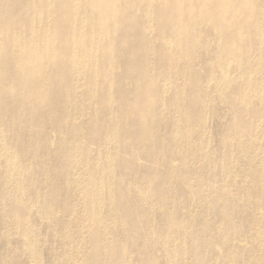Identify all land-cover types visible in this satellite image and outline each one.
<instances>
[{
    "label": "bare ground",
    "instance_id": "6f19581e",
    "mask_svg": "<svg viewBox=\"0 0 264 264\" xmlns=\"http://www.w3.org/2000/svg\"><path fill=\"white\" fill-rule=\"evenodd\" d=\"M0 224V264H264V0H0Z\"/></svg>",
    "mask_w": 264,
    "mask_h": 264
},
{
    "label": "rangeland",
    "instance_id": "374dc122",
    "mask_svg": "<svg viewBox=\"0 0 264 264\" xmlns=\"http://www.w3.org/2000/svg\"><path fill=\"white\" fill-rule=\"evenodd\" d=\"M152 2H153V0H152ZM156 33L157 32H156V30L154 28L148 29V34H149V36L151 38V42L153 44H155V45H159L160 44V40L158 39V36L156 35ZM201 71H203V70H201ZM126 84L128 86L131 85L129 80L126 81ZM166 98H169V96H164V99L165 100H166ZM164 108H165V111L163 113L164 114L163 120L166 121V122H168L170 120V112L168 111V107L166 105L163 106V110H164ZM161 116H162V114H161ZM84 117L87 119L86 116H84ZM103 129H104V127H103ZM209 131L213 135L214 139H216V136H217V133H218V127L216 126L215 123H213L211 125ZM57 139H61V140L68 139L67 132L65 131L64 133H61L60 136H54V134H50V142H49V146H48L50 149H52V150L54 149V147L56 145V142H57ZM214 139H213V141H214ZM94 147H95L94 145H91L90 146V149L93 150V155L95 154V150H94L95 148ZM107 149H108L107 151L109 152L110 155H114V154L117 153L116 146H115V148L108 147ZM101 151H102V149H101ZM137 153L138 152L134 148L129 149V151L127 153H121L122 158L125 159L127 162H129V163H127V164H129L128 165L129 168L124 169V171L126 173H129L132 176L134 175L136 177L138 176L139 178H142V177H145L146 176V172H147V169H148L149 165L152 166V164H153V165H155L153 167H156L158 169H161L163 167V169H161V170H164L165 169V165H166V159H165L166 157L165 156L160 155L157 158L156 161H154V162L149 161L148 162L147 159H146V161L143 160L145 158L142 157L139 153L138 154ZM47 161H48L47 162L48 165H50V166H52L54 164V161H52V160H47ZM130 164H132L131 167H133V169L130 167ZM33 168H34V172H35L34 173L35 174L34 175L35 178L38 179V180H42L43 179V175L40 172V167L35 163V165H34ZM75 172H76V170L74 171V173ZM156 177H154V180L155 181L159 180L158 176H156ZM178 181H179V179L177 178L176 182H178ZM53 182H54L55 190L52 193H57V194L62 195V194H64V193L67 192L66 187L64 185H62V182L60 181L59 178H53ZM49 191H52V190H49ZM75 208H76L75 210L77 211V213L79 214V216L80 215L83 216V217L84 216H89L91 218L92 215H94L92 211H90V210H89V212L86 211V209H84V206L82 204H76V207ZM196 215H198V214H196ZM212 215L213 214H210L209 218H211ZM161 219H162V217L159 214H157L155 216L153 222H154V224H155L156 227L157 226L158 227L160 226V223H161L160 220ZM108 221H110V219H108ZM159 221H160V223H159ZM155 222H157V223H155ZM35 223H37V220H35ZM98 228H101L100 225L99 224H95V226L92 227L91 229L93 231H96V230H98ZM142 228H143V226L141 225V231L144 232V229H142ZM240 228H241V226H240ZM0 235H1V224H0ZM54 238H55L54 237V229H53V231H46L45 230V234L43 235L42 239L39 241V247H41V255H42V260H43L44 264H48V263L50 264V262L54 258V257H52V253L50 252V249L44 248V243L45 242H47V243L49 242V243L53 244V247L55 249H57L59 247L58 244H60V242L58 243ZM116 238L118 239L119 237H116ZM84 239H85V241H87V238H84ZM10 243H11V246H15L16 245V242L14 240H11ZM136 243L137 242H134L135 245H136ZM211 247H212L213 251H218L219 246L216 243L214 245H211ZM133 250H134V248H133ZM152 254L156 258H160V256H161V252L158 251V250H154ZM103 261L106 262V264H112L109 261H106V259H103ZM138 262L139 261L137 259V255H136V260H134L133 263L134 264H138Z\"/></svg>",
    "mask_w": 264,
    "mask_h": 264
}]
</instances>
